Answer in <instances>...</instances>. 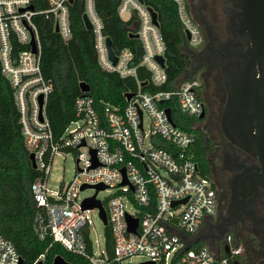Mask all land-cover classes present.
<instances>
[{"label": "built area", "instance_id": "built-area-1", "mask_svg": "<svg viewBox=\"0 0 264 264\" xmlns=\"http://www.w3.org/2000/svg\"><path fill=\"white\" fill-rule=\"evenodd\" d=\"M32 1L0 0V62L14 91L25 147L33 153L34 168L39 171L30 182L37 206L33 227L39 238L50 236L49 246L57 241L83 258L78 263L63 257L69 264H235L241 244L230 232L225 234L221 250L207 243L194 246L199 241L191 240L217 207L211 175L203 173L193 157L192 128L199 121H188L189 117L200 119L205 110L203 81L198 75H181L169 82L166 44L149 5L144 0H119L117 5L120 17L134 15L138 20L141 54L133 63L135 52L130 47L113 49L116 60H112L94 0H84L83 13L91 22L99 64L121 77H134L137 87L129 91V98L125 94L123 105L105 104L100 109L93 96L82 91L74 100L75 118L55 138L45 109L52 83L41 70L40 41L33 19L39 11ZM47 1L44 11L52 13L58 32L68 39L71 0ZM174 2L186 43L197 45L201 40L199 27L188 14L185 1ZM11 33L28 48L13 54ZM32 38L35 51L30 45ZM158 56L163 57V64ZM139 66L146 70L148 79L137 77ZM63 151L73 153L75 172L68 181L51 189L47 185L51 162L54 154ZM100 185L103 188H97ZM88 187H94L95 192L80 197ZM99 190L109 195L99 199ZM92 195L103 206L106 222L98 206H82L83 200ZM93 210L105 224L102 239L89 234ZM129 218L137 219L134 229L129 228ZM47 249L30 264H53L54 258L47 262ZM134 255L144 259L125 262L126 257ZM20 259L14 244L0 232V264H19Z\"/></svg>", "mask_w": 264, "mask_h": 264}, {"label": "trees", "instance_id": "trees-1", "mask_svg": "<svg viewBox=\"0 0 264 264\" xmlns=\"http://www.w3.org/2000/svg\"><path fill=\"white\" fill-rule=\"evenodd\" d=\"M32 2L34 9L39 11L33 15V19L40 41L41 70L52 83L45 109L53 136L58 138L68 122L75 118L74 100L82 94L81 82L89 86L86 93L93 96L98 109L105 104L123 105L125 94L134 91L137 83L134 77H121L99 64L94 34L91 29L86 28L82 19L84 0H71L68 3L70 37L66 40L55 30L52 13L44 11L48 8V1ZM144 2L157 11L158 27L166 44V72L169 82L181 75L194 76L196 71L190 68L185 54L183 25L174 0ZM94 3L103 22L102 31L111 39L113 49L117 51L122 47H130L135 52L133 63L138 62L141 46L139 39L132 35L138 29L136 16L132 15L128 19L120 17L117 12L119 0H94ZM11 44L13 54L28 48L14 33H11ZM137 77L142 81L148 79V73L142 66L138 67ZM197 120L200 122L202 118L188 119L189 124ZM175 121L178 123L176 119ZM192 130L195 132L193 157L198 161L202 172L210 174L205 147L207 131L199 125ZM28 154L14 91L8 77L1 70L0 62V232L14 244L21 256V264H30L47 247L48 263L56 255L82 262L83 258L68 252L57 241L49 246L51 237L41 239L34 230L33 218L37 206L32 197L30 182L39 171L32 166ZM108 242L110 244V236ZM202 244L199 241L194 246Z\"/></svg>", "mask_w": 264, "mask_h": 264}, {"label": "flooded vegetation", "instance_id": "flooded-vegetation-1", "mask_svg": "<svg viewBox=\"0 0 264 264\" xmlns=\"http://www.w3.org/2000/svg\"><path fill=\"white\" fill-rule=\"evenodd\" d=\"M201 40L186 42L185 54L192 71L203 81L206 126V157L216 189L214 217L198 229L214 250H221L230 232L241 244L237 264H264V186L260 162L236 145L223 130L222 111L227 100V81L235 74L258 72L253 38L243 27L241 0H184ZM192 63V65H191Z\"/></svg>", "mask_w": 264, "mask_h": 264}, {"label": "water", "instance_id": "water-1", "mask_svg": "<svg viewBox=\"0 0 264 264\" xmlns=\"http://www.w3.org/2000/svg\"><path fill=\"white\" fill-rule=\"evenodd\" d=\"M143 1V0H140ZM244 7V17L242 20L243 27L248 29L253 38L254 49L256 51V61L258 64V72L250 73L246 70L245 73L235 74L227 81V100L222 111V125L226 135L241 148L249 151L252 155L258 158L260 162V171L258 177L264 186V0H241ZM32 8V5H30ZM152 14V19L158 23L157 11L149 6ZM82 19L86 28H91V22L86 13L82 14ZM55 30L58 31V25L55 24ZM137 37V32L132 33ZM186 37H189L186 32ZM186 42V41H185ZM30 45L35 51V40L31 39ZM106 45L109 56L113 61L116 56L112 47V41L107 36ZM159 61L163 64V57L158 56ZM81 90H89V86L81 82ZM127 98L131 93H126ZM39 102L42 103V96H39ZM168 116L170 117L169 108H167ZM141 114V112H140ZM205 114L203 111L199 116L202 118ZM32 166L35 167L33 153L28 154ZM96 164V163H95ZM124 171V168H122ZM86 184L82 185L85 187ZM103 188V186H97ZM185 200V199H183ZM176 201L175 203H178ZM83 207L98 206L100 208V216L106 222V214L100 201L94 195L86 197L82 202ZM137 219L129 218V228L134 229ZM175 221H177L175 219ZM182 237L185 238L184 234ZM205 240L202 237H196L194 241ZM206 241V240H205ZM207 242V241H206ZM189 246V244H188ZM225 251L228 247H224ZM22 263L20 259L19 264ZM237 264V261L234 262ZM37 264H41L38 262ZM53 264H69L61 255H56Z\"/></svg>", "mask_w": 264, "mask_h": 264}, {"label": "rangeland", "instance_id": "rangeland-1", "mask_svg": "<svg viewBox=\"0 0 264 264\" xmlns=\"http://www.w3.org/2000/svg\"><path fill=\"white\" fill-rule=\"evenodd\" d=\"M194 47H197V46L195 45ZM193 74L200 76L198 72H194ZM210 120L211 119L203 120L202 118V120L199 122V126L206 129V126L208 125ZM144 123H145V128H146L148 124L147 116H145L144 118ZM74 172H75V163H74V155L72 152L63 151V152L54 154L52 162H51V169L48 175V181H47L48 187H50L51 189L57 188L61 181H68L73 176ZM94 192H95L94 187H88L82 190L79 195L80 197H84V196L93 194ZM108 195H109V192L106 190H99L97 192V197L99 199H104ZM212 217H214V215H212ZM91 219H92V223H91L90 232H89L90 237L94 238L95 236H98L100 239H102L104 229H105V224L100 219L98 212L96 210L92 211ZM143 259H144L143 256L134 255L131 257H126L125 262L135 263Z\"/></svg>", "mask_w": 264, "mask_h": 264}, {"label": "crops", "instance_id": "crops-1", "mask_svg": "<svg viewBox=\"0 0 264 264\" xmlns=\"http://www.w3.org/2000/svg\"><path fill=\"white\" fill-rule=\"evenodd\" d=\"M196 237H200L199 234H198V232L195 235L192 236V239L191 240L194 241ZM197 241H201L203 243H207L205 240H202V239L201 240H197Z\"/></svg>", "mask_w": 264, "mask_h": 264}]
</instances>
